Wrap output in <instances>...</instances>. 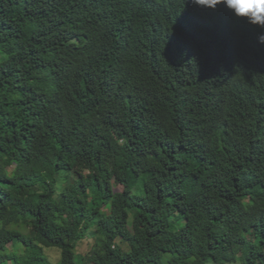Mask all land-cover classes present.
Masks as SVG:
<instances>
[{"label": "trees", "instance_id": "obj_1", "mask_svg": "<svg viewBox=\"0 0 264 264\" xmlns=\"http://www.w3.org/2000/svg\"><path fill=\"white\" fill-rule=\"evenodd\" d=\"M85 262L264 264L255 29L190 0H0V264Z\"/></svg>", "mask_w": 264, "mask_h": 264}, {"label": "clouds", "instance_id": "obj_2", "mask_svg": "<svg viewBox=\"0 0 264 264\" xmlns=\"http://www.w3.org/2000/svg\"><path fill=\"white\" fill-rule=\"evenodd\" d=\"M190 2L195 9L202 12L223 9L233 20L255 29L258 43L264 45V0H190Z\"/></svg>", "mask_w": 264, "mask_h": 264}, {"label": "rangeland", "instance_id": "obj_3", "mask_svg": "<svg viewBox=\"0 0 264 264\" xmlns=\"http://www.w3.org/2000/svg\"><path fill=\"white\" fill-rule=\"evenodd\" d=\"M68 161L72 163L73 158H68ZM112 179L113 181L115 180L114 175H112ZM120 190H122V186L116 185L115 191H120ZM24 231L27 232V227L24 228ZM93 242H94L93 239L85 240L80 245L78 252L81 254H87L91 250ZM117 247L120 248L121 250H127V245L122 242L118 243ZM36 252L38 253L37 250ZM44 253L48 256V258L51 260L52 263H56L60 256V252L57 249H45ZM85 264H87V262H85Z\"/></svg>", "mask_w": 264, "mask_h": 264}, {"label": "snow or ice", "instance_id": "obj_4", "mask_svg": "<svg viewBox=\"0 0 264 264\" xmlns=\"http://www.w3.org/2000/svg\"><path fill=\"white\" fill-rule=\"evenodd\" d=\"M217 7H219V5H217Z\"/></svg>", "mask_w": 264, "mask_h": 264}]
</instances>
